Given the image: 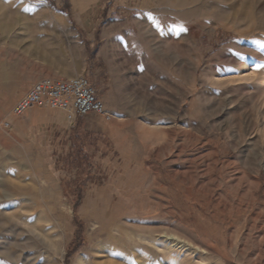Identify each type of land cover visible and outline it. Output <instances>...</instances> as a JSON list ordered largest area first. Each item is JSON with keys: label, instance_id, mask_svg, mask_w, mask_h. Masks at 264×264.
Listing matches in <instances>:
<instances>
[{"label": "rangeland", "instance_id": "obj_1", "mask_svg": "<svg viewBox=\"0 0 264 264\" xmlns=\"http://www.w3.org/2000/svg\"><path fill=\"white\" fill-rule=\"evenodd\" d=\"M0 264H264V0H0Z\"/></svg>", "mask_w": 264, "mask_h": 264}, {"label": "built area", "instance_id": "obj_2", "mask_svg": "<svg viewBox=\"0 0 264 264\" xmlns=\"http://www.w3.org/2000/svg\"><path fill=\"white\" fill-rule=\"evenodd\" d=\"M34 106L59 110L69 120L90 113L98 114L106 120L111 119V114L84 76L69 79L43 78L35 82L16 102L11 114L19 116ZM5 126H9V123H5Z\"/></svg>", "mask_w": 264, "mask_h": 264}]
</instances>
